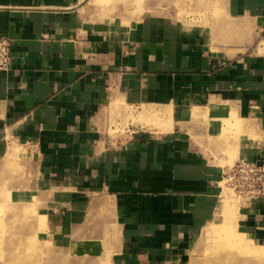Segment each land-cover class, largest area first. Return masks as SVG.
<instances>
[{"label": "crops", "instance_id": "0c3cea01", "mask_svg": "<svg viewBox=\"0 0 264 264\" xmlns=\"http://www.w3.org/2000/svg\"><path fill=\"white\" fill-rule=\"evenodd\" d=\"M82 1L0 0L12 56L0 70V183L37 198L52 235L73 237L83 215L116 227L120 264L176 263L223 172L264 163V0H222L211 29L156 13L94 21ZM241 210L264 242V198Z\"/></svg>", "mask_w": 264, "mask_h": 264}, {"label": "rangeland", "instance_id": "374dc122", "mask_svg": "<svg viewBox=\"0 0 264 264\" xmlns=\"http://www.w3.org/2000/svg\"><path fill=\"white\" fill-rule=\"evenodd\" d=\"M79 6L94 21L117 17L129 21L156 13L208 29L224 15L222 0H83ZM162 118L167 119L164 115L157 120ZM121 129L124 136L137 127ZM118 130L116 127L114 132ZM220 185L221 194L189 251L168 264H264V242L241 225L244 200L224 182ZM39 205L37 198L24 201L6 182L0 183V264H120L114 255L119 237L115 226L105 231L92 229L86 227V217L81 215L84 227L73 237L70 232L55 236L47 229Z\"/></svg>", "mask_w": 264, "mask_h": 264}, {"label": "built area", "instance_id": "2783aa9c", "mask_svg": "<svg viewBox=\"0 0 264 264\" xmlns=\"http://www.w3.org/2000/svg\"><path fill=\"white\" fill-rule=\"evenodd\" d=\"M12 61L11 41L0 37V70L9 67ZM244 202H257L264 198V163L248 159L240 160L228 167L222 181Z\"/></svg>", "mask_w": 264, "mask_h": 264}, {"label": "bare ground", "instance_id": "6f19581e", "mask_svg": "<svg viewBox=\"0 0 264 264\" xmlns=\"http://www.w3.org/2000/svg\"><path fill=\"white\" fill-rule=\"evenodd\" d=\"M237 235V234H236ZM230 241H231V239H229ZM234 240H235V238H234ZM29 252H31V251H29Z\"/></svg>", "mask_w": 264, "mask_h": 264}]
</instances>
